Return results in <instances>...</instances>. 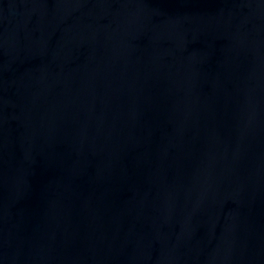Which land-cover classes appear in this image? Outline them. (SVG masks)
Listing matches in <instances>:
<instances>
[{
    "label": "water",
    "instance_id": "1",
    "mask_svg": "<svg viewBox=\"0 0 264 264\" xmlns=\"http://www.w3.org/2000/svg\"><path fill=\"white\" fill-rule=\"evenodd\" d=\"M0 264H264V0H0Z\"/></svg>",
    "mask_w": 264,
    "mask_h": 264
}]
</instances>
